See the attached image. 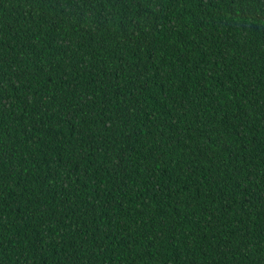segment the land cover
<instances>
[{
    "label": "trees",
    "instance_id": "trees-1",
    "mask_svg": "<svg viewBox=\"0 0 264 264\" xmlns=\"http://www.w3.org/2000/svg\"><path fill=\"white\" fill-rule=\"evenodd\" d=\"M0 264H264V0H0Z\"/></svg>",
    "mask_w": 264,
    "mask_h": 264
},
{
    "label": "bare ground",
    "instance_id": "bare-ground-1",
    "mask_svg": "<svg viewBox=\"0 0 264 264\" xmlns=\"http://www.w3.org/2000/svg\"><path fill=\"white\" fill-rule=\"evenodd\" d=\"M3 23V22H2Z\"/></svg>",
    "mask_w": 264,
    "mask_h": 264
}]
</instances>
